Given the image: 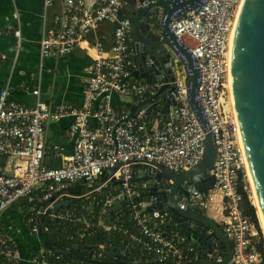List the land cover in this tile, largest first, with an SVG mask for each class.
Here are the masks:
<instances>
[{"label":"built area","instance_id":"built-area-1","mask_svg":"<svg viewBox=\"0 0 264 264\" xmlns=\"http://www.w3.org/2000/svg\"><path fill=\"white\" fill-rule=\"evenodd\" d=\"M125 0H61L60 13L52 27L44 25L41 41L43 59L55 61L70 58L75 49L89 45L90 36L103 24H113V45L109 50L103 42L93 49L96 59L91 77L84 85V103L76 108L65 103L52 109L39 100L40 82L32 95L38 101L29 105L13 98L9 88L0 89V264H22L18 243L1 225L4 214L16 203L31 207L27 223L37 237L39 219L52 222L57 231L71 244L98 247L102 251L129 248L130 260L111 261L105 253L95 252L94 261L110 264H222L224 257L218 247L202 258L198 247L178 233L167 234L173 224L168 215L155 219L150 204L133 203L129 209L110 222L114 205L131 200L151 190L156 184L159 198L170 193L167 179H148L149 165L162 166L175 174L190 172L202 157L203 132L187 100L186 71L173 66L175 85L172 93L171 119L160 113L158 119L147 109L132 110L133 97L138 104L157 103L167 83L137 79L138 63L132 59L135 49L128 21L119 22V10ZM243 0H212L198 16L175 20L176 36L189 47L199 60L202 70L201 104L206 111L210 132L217 147L219 164L215 185L209 193L194 189L190 204L206 215L211 209V197L223 198L222 225L233 246L229 264H264L258 231L242 208L239 191L240 176L247 170L244 148L236 117L225 108L230 44ZM56 0H44L45 15H49ZM21 43V32L15 31ZM7 55L0 50V73ZM132 99L131 110H120L114 99ZM73 117L67 136L76 139L74 153L65 154L62 146L51 144L48 130L53 120ZM61 161L60 166L51 162ZM116 171L103 177L104 173ZM87 182L77 186V182ZM206 179L196 176V184ZM77 188V192H73ZM76 200L68 210L56 216V204ZM42 208V209H41ZM59 218L58 225L55 219ZM47 230V228H46ZM48 234H52L47 231ZM53 235V234H52ZM113 237V238H112ZM102 238L107 243L97 244ZM118 239V240H116ZM58 240L55 237V241ZM114 241L119 243L115 245ZM42 246L31 256L29 264H89L82 259H69Z\"/></svg>","mask_w":264,"mask_h":264},{"label":"water","instance_id":"water-1","mask_svg":"<svg viewBox=\"0 0 264 264\" xmlns=\"http://www.w3.org/2000/svg\"><path fill=\"white\" fill-rule=\"evenodd\" d=\"M211 1L125 0L119 10V22L128 21L130 25L135 49L132 59L139 66L135 77L148 82L160 81L163 77L167 83L157 103L153 105L151 102L139 105L138 98L134 96L132 110H139L143 106L153 119H158L160 113L170 122L171 105L176 107L172 97L176 86L168 83L175 81L173 66H178L186 71L187 100L203 132L207 135L203 140L202 157L197 164L190 166V172L175 174L162 166L149 165L152 175L148 179H167L172 185L170 193L153 198L158 194V188L156 184H152L151 190L141 196L116 203L109 220L115 221L116 217L126 212L133 203L150 204L147 210L155 219L164 215L173 219V224L166 226L167 234H180L198 247L202 258L218 247L224 257L222 264H229L233 258V246L222 226L208 216L198 213L190 204L184 205V201L190 200L195 188L206 193L214 188L219 159L213 132H210L212 125L201 104L202 70L199 60L176 36L172 23L175 20L198 16ZM231 71L237 120L264 212V0L243 1L231 45ZM115 172L104 173L103 177L112 176ZM202 174L206 179L195 185L193 178ZM85 182L87 181L83 179L76 185ZM73 192H77V188ZM74 203H76L74 199L60 202L56 204L52 213L57 216L61 210H68ZM59 222V218H56L55 224L58 225ZM39 227L38 237L45 247L69 259H83L90 262L94 261V253L100 252L105 253L116 263L120 260H130L129 248H114L110 252L109 249L102 251L98 247L71 244L57 231L52 222L44 223L42 217L39 219ZM47 231L58 240H45L43 235Z\"/></svg>","mask_w":264,"mask_h":264},{"label":"crops","instance_id":"crops-1","mask_svg":"<svg viewBox=\"0 0 264 264\" xmlns=\"http://www.w3.org/2000/svg\"><path fill=\"white\" fill-rule=\"evenodd\" d=\"M60 4L61 0H56L46 16L44 0H0V50L7 55L0 73V89L9 88L14 99L35 105L38 99L32 93L39 86V81V100L52 111L65 103L76 108L83 106L84 85L91 77L96 59L93 48L97 42H103L109 50L114 36V25L103 24L90 36L89 45L83 44L76 48L70 58L60 61L43 59L40 48L44 25L47 23L48 28L53 26L55 16L60 13ZM15 31L21 32L20 47ZM132 104V99H114V105L120 110H131ZM73 121L70 116L53 120L48 130L49 142L64 147L68 156L73 155L75 149L76 139L67 136ZM50 165L60 166L61 161L56 160ZM222 200L220 195L212 196L211 209L205 215L221 226L225 223ZM30 210L31 207L21 201L13 205L1 219V225L20 247L22 264H29L31 256L42 246L39 237L32 233L27 223Z\"/></svg>","mask_w":264,"mask_h":264},{"label":"bare ground","instance_id":"bare-ground-1","mask_svg":"<svg viewBox=\"0 0 264 264\" xmlns=\"http://www.w3.org/2000/svg\"><path fill=\"white\" fill-rule=\"evenodd\" d=\"M243 1L241 3V6H240V12H241V8H242V5H243ZM240 12H239V14H240ZM238 17H239V15H238ZM233 37H234V32H233L232 39H231V44H230V66H229V73H228L227 88H228L229 93H230V101H231L232 109H233L234 115L236 117V121L238 123L237 114H236V107H235V100H234V93H233L232 71H231V45H232V42H233ZM238 126H239V124H238ZM239 131H240V137H241L242 144H243V146L245 148V144H244V141H243V137H242V134H241L240 127H239ZM246 171H247V175H248L247 176L248 180H249V182L251 184V194H252L251 196H252V199H253V204L257 208L258 216H259V219H260V222H261V226H262V229H263V233H264V212H263L262 206L260 204L257 188H256V185H255V182H254V179H253L252 171H251V168H250V163H249L248 160H247V170Z\"/></svg>","mask_w":264,"mask_h":264},{"label":"trees","instance_id":"trees-1","mask_svg":"<svg viewBox=\"0 0 264 264\" xmlns=\"http://www.w3.org/2000/svg\"><path fill=\"white\" fill-rule=\"evenodd\" d=\"M114 27H115V25H114ZM239 191H240V193L243 196L242 208H243L244 212L246 213V215H248L252 219L254 225L256 226V228L259 231L260 230V227H259V221H258V217H257L256 208L254 207V205L252 204L251 200L249 199V195L246 192V190H245V188H244L243 185H240ZM52 237H55V236L54 235L52 236V234H48V233L43 235V238L45 240H50V239H52ZM116 240H118V239H116ZM114 242H115V245H117L119 243L118 241H114ZM105 243H107V241H105L102 238H100L98 240V242H97V244H100V245H103ZM36 251L34 252L35 254L38 252V251L37 252ZM260 251L264 255V241H262V244H260ZM82 261H83V259H82ZM86 262H88L89 264H110L109 261H105V263H101V262H98V261H90V262L89 261H86ZM121 264H130V263L123 262Z\"/></svg>","mask_w":264,"mask_h":264},{"label":"rangeland","instance_id":"rangeland-1","mask_svg":"<svg viewBox=\"0 0 264 264\" xmlns=\"http://www.w3.org/2000/svg\"><path fill=\"white\" fill-rule=\"evenodd\" d=\"M225 108H226V111H227V114L230 116V117H235L234 115V112H233V109H232V105H231V101H230V93H229V90L227 88V93H226V97H225ZM247 171L244 173V174H241L240 176V185H243L246 192L248 193L249 195V199L251 200L252 204H253V199H252V194H251V184L248 180V177H247ZM220 195V193H219ZM254 205V204H253ZM255 207V205H254ZM256 208V207H255ZM256 211H257V208H256ZM257 217H258V221H259V227H260V230L258 231V241L260 242V244H262V241H264V233H263V229H262V226H261V222H260V219H259V216H258V211H257Z\"/></svg>","mask_w":264,"mask_h":264},{"label":"flooded vegetation","instance_id":"flooded-vegetation-1","mask_svg":"<svg viewBox=\"0 0 264 264\" xmlns=\"http://www.w3.org/2000/svg\"><path fill=\"white\" fill-rule=\"evenodd\" d=\"M53 236V235H52ZM50 241H55V237H52V239H50Z\"/></svg>","mask_w":264,"mask_h":264}]
</instances>
